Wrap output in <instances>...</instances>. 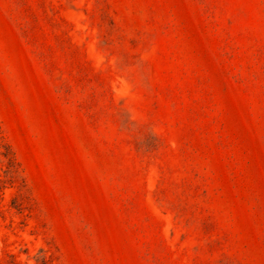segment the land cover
Segmentation results:
<instances>
[{"label": "rangeland", "instance_id": "obj_1", "mask_svg": "<svg viewBox=\"0 0 264 264\" xmlns=\"http://www.w3.org/2000/svg\"><path fill=\"white\" fill-rule=\"evenodd\" d=\"M0 264H264V0H0Z\"/></svg>", "mask_w": 264, "mask_h": 264}]
</instances>
